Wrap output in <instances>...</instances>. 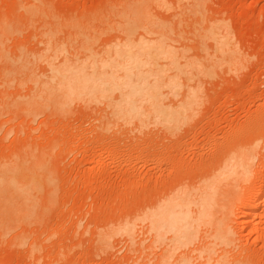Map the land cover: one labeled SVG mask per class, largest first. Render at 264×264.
Wrapping results in <instances>:
<instances>
[{"label":"rangeland","instance_id":"374dc122","mask_svg":"<svg viewBox=\"0 0 264 264\" xmlns=\"http://www.w3.org/2000/svg\"><path fill=\"white\" fill-rule=\"evenodd\" d=\"M132 1L35 0L30 7L33 0H0V177L9 166L38 176L31 205L15 201L7 211L0 198V264H264V0H203L195 7L203 26L227 25L230 63L213 41L199 43V12L190 0L148 6L173 30L178 54L139 56L148 64L137 74L156 85L162 70L163 81L180 83L177 92L164 85L158 93L169 108L190 90L198 101L175 131L153 116L112 121L102 97L60 108L46 91L55 83L52 63L92 71L97 61L101 70H116L105 50L121 32L110 28ZM187 62L200 72L187 70ZM243 155L246 166L226 178L222 167ZM211 180L219 198L233 201L231 213L206 218L193 211L188 231L181 224L158 238L151 209L179 190L195 197ZM254 201L260 213L251 221L246 203Z\"/></svg>","mask_w":264,"mask_h":264},{"label":"bare ground","instance_id":"6f19581e","mask_svg":"<svg viewBox=\"0 0 264 264\" xmlns=\"http://www.w3.org/2000/svg\"><path fill=\"white\" fill-rule=\"evenodd\" d=\"M27 1L29 2V0ZM33 1L34 2H29L30 7H33L32 5L38 6V4H35V0ZM164 1L167 0H137L127 3L125 4L127 7L123 8L124 10H122L118 15L119 19L113 23L114 25L112 29L110 28V30L116 29L117 31L121 32L119 33V39L121 40L107 48L105 53L111 58V61H109L111 67L116 70H125L124 75H119L116 70L112 71L113 73H110L111 71H104V68L101 70L100 68L104 67V65H100L97 61L95 62L97 67H94L92 71H87L85 66H79L76 65V63L72 64L66 61L59 65L52 63L51 66L54 72L52 79L55 81V83L49 84V86L46 88V91L52 96V98L55 99L54 101H56V105L60 108H63L70 105L71 103H74V101L79 102L82 100L83 103H87L89 101H87L88 99H85L86 97H96L97 99L102 97L105 99L103 102H105V104L110 103L109 107H112L111 117L112 119L114 118L112 121L122 120L129 124L133 121L144 122L147 116H153L154 121L166 126L168 131H175L179 129L182 124L189 121L197 101L194 90H190V92L188 91L185 93L183 99L180 102H178L172 108H169L171 107L168 106L169 104L166 105L165 103L161 102V100H158L160 97L158 93H162V87L164 85L170 87L171 91L175 90V92H177V88L182 87L180 86V83L173 81L172 78L170 80L163 81L161 78V75L163 74L162 70H160V77L156 79V85L155 83L149 82L148 75L145 73L137 74V71L140 70L141 66L148 64H141L140 60L138 59L139 56L156 57L158 55H162L173 58L175 57V54H178V51L175 49V47H173L174 45L171 44V40L173 41L171 37L173 30L170 29L168 24L155 21L148 10L149 5H169ZM176 1H179L181 4V2L184 0ZM188 1L189 0H187L185 5H189V3H191L190 5L194 6V8L192 6V9L195 10L194 12H196V14L199 12L198 14L200 17L201 15L199 11V5L203 4V0H190L189 3ZM24 4L27 5L25 2ZM198 6L199 10L196 11L197 8L195 7ZM199 17H197L199 22L201 19L203 21V18L200 17L199 19ZM112 18L111 19L115 21L114 18L116 17ZM198 20L197 24L199 25ZM225 25L226 24L224 23L210 22V24L208 23V25L205 27V25L203 26V24L200 22V26L204 28L199 26L200 28H196L195 30H198V32L195 33L197 34L199 43L205 46L207 45V41H213L215 43V47L213 44L212 48L214 47L215 53H222L219 54L222 58L223 54H225V59L226 57L229 59V57H231L230 54H232L231 52H234V50L229 46V44H231V40H229L230 34L227 32V25ZM91 37H89L88 40H90ZM202 45L201 48L204 49V46ZM225 46H228L233 51L229 50L228 47L225 48ZM201 48L199 49L201 50ZM56 50L57 49H54L53 51ZM228 51H230V53ZM58 53L61 54L60 51ZM58 53L54 52L52 54L53 58H55L54 55L59 56ZM225 59L223 58V61L228 60ZM219 61L216 60L217 64H219ZM106 62L108 61H105L104 63ZM171 63L176 67L179 66L178 62L174 59H172ZM228 63H230V61ZM234 63L231 65L234 66ZM185 68L187 70L190 68V71H194V69L197 70L200 67H197V63L187 62ZM180 71L182 73L188 72L183 70L181 67ZM197 71L200 72V69ZM197 71H195V73ZM190 79L191 78H186V81ZM181 84L183 85V83ZM185 86H187L186 83ZM188 87L190 86L188 85ZM192 87L193 86H191V88ZM116 93L118 94L116 95ZM114 95H116V97H114ZM246 164L247 158L243 155L241 156V161L236 158L235 162L225 164L222 167V170L224 174H227L225 177L228 178V176H235V174L237 175V173H239V168H241V166H246ZM213 180H217V177H213ZM218 180L220 181V179ZM37 184L38 176L34 171H24L23 169L17 168L15 166L4 168L0 177V192L3 193V196L0 198H5L2 204L5 206L6 210L10 211L12 208L15 209V201H18L17 203L20 204L31 205L29 203V194L32 190L31 188ZM217 189L218 186L216 185V182H207L205 187L201 189V192H197L198 195L197 193L195 194L196 198L193 197L194 194L192 192L182 191L179 193V190L177 195L174 197H169L151 209V212L147 216L151 222V229H153V231L155 230V234H157V232L160 234L162 231H166L168 233L171 231L176 232L178 230L179 232V228L181 227L180 225L183 224L185 227H181V229L187 230L186 226L190 224L188 217L193 211L200 217L206 218H208V216L214 215V213L216 215L217 212H221V214L223 213L226 215L230 214V210L232 209L230 207L231 203L229 202L232 200L229 198V200L227 199L229 202H227L224 200L225 198H219L220 195L217 194L219 189ZM258 194L260 195V193ZM9 197H13V200H9ZM254 202L255 204L253 203L252 205L246 203V205H249L252 208L249 214L251 221L258 218L260 213V206L258 205L259 201L258 203L256 201ZM196 219L200 221L198 218ZM203 219L205 218H201V221H206ZM191 226H189V228ZM162 234H160L158 238H160ZM26 238L27 237L24 238V244L26 242Z\"/></svg>","mask_w":264,"mask_h":264}]
</instances>
